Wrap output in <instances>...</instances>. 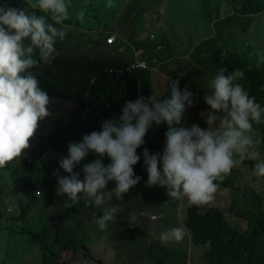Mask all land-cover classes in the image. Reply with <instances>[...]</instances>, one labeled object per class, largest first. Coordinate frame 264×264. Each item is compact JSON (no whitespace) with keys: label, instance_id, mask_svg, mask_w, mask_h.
I'll use <instances>...</instances> for the list:
<instances>
[{"label":"clouds","instance_id":"1","mask_svg":"<svg viewBox=\"0 0 264 264\" xmlns=\"http://www.w3.org/2000/svg\"><path fill=\"white\" fill-rule=\"evenodd\" d=\"M28 2L31 12L0 6V169L24 157L41 122L50 116L49 94L41 88L33 69L51 64L59 55L55 45L67 35L64 21L69 19L71 0ZM112 6L108 0L106 7ZM36 10L44 15H37ZM86 13L87 8L82 7L75 19L83 24ZM259 55L260 62H264V54ZM226 73V68H220L209 81L211 91L204 101L210 110L200 113L207 128L198 124L184 126L185 112L193 106L194 95L187 87L181 90L176 79L171 81L167 98L153 92L148 97L141 95L135 101H126L118 118L104 120L99 131L84 134L79 142H70L68 155L59 161V167L69 175L53 173L57 177V195L67 197L66 207L83 199L86 206L102 208L95 223L106 230L122 210L111 201L123 200L124 194L141 181L133 166L140 161L137 149L145 143L153 125H167L166 140L162 154L143 150L146 187L166 188L171 200L187 199L195 206L209 204L219 188L216 181L223 180L245 159L256 161L254 176L264 177V160L256 150L261 140L253 127V123L262 122L264 107L237 83L244 77L242 70ZM89 153L97 158L83 164L81 179L74 169ZM105 156L111 161L107 165L103 163ZM110 182L114 184L111 189ZM132 217L135 219L134 213ZM185 236L183 226H174L162 231L159 240L181 242Z\"/></svg>","mask_w":264,"mask_h":264},{"label":"crops","instance_id":"2","mask_svg":"<svg viewBox=\"0 0 264 264\" xmlns=\"http://www.w3.org/2000/svg\"><path fill=\"white\" fill-rule=\"evenodd\" d=\"M247 1L148 0L147 4L138 11L145 19L146 26L142 30L138 31L135 25L139 15L133 14L125 25L114 21L111 28L107 27L97 31V35L91 42L88 56L98 55L102 59L111 61V64L103 67L98 73L88 76L85 75L84 71L85 85L80 89L81 93L79 92L76 99L69 95L71 100H68L64 96L65 93L58 90L55 79L59 75L53 77L47 71L52 63L42 64L45 67V75L39 74L41 71H38L37 77L41 88L49 94V111L51 114L41 122L36 136L31 141V147L26 150L24 157L0 169V190H2V192L0 191V208L2 206L4 208L5 206L12 207L15 204L20 208V213L9 218L8 225H12L15 221L25 220L27 224L31 223L33 227L28 229L31 235H44L42 240L44 242L46 239L60 240L59 252H62L60 261H66L63 257L66 253H73L77 262L82 258L88 260L91 248L105 254L110 253V248L116 246L117 248L112 252L117 253V257L123 254L125 262V246L130 239L128 232L132 227L143 225L157 229L161 221L167 219L170 213H174L179 218L177 212L179 207L186 214L187 209L191 206L187 199L177 201L176 205L170 208L169 206L173 204L165 199L168 197L164 192L165 188L159 186L146 187L148 173L144 167L143 150L147 148L151 154L157 152L162 154L164 151L165 133L156 129L155 125L151 127L154 129L150 134L152 140L147 138L151 140L147 142V139L144 138L145 143L137 149V155L141 158L133 166V170L135 175L141 177V181L124 194L123 200L114 198L111 201L112 204H118L122 210L117 213L115 220L108 224L106 230H101L95 223L96 218L102 214V208L86 206L83 199L71 208L66 207L65 200L67 197L57 195V177L53 173L58 171L61 176L69 175L59 167V161L62 156L68 155L70 142H79L84 134L99 131L101 128L97 127V124H93L94 122L102 124L104 120L115 119L121 115L122 106L126 101H131L132 97L131 94H127L128 85L126 81L122 80V75L127 72L128 65L133 62L146 61L149 64L147 78L142 73L138 74L137 93H141L143 87H147L151 94L154 92L161 98H167L170 95L169 89L172 80L179 79L181 90L187 87L190 91L200 93L204 86L201 79L203 73L208 75L210 81L218 71L220 65L218 62L227 59L232 53L240 56L247 55L253 61L259 54H264V42L262 40L245 46L241 35L244 26L249 27L255 21L264 22V5L260 3V0H251L250 5L245 8ZM174 3L182 8L191 9L198 23L209 25L207 32L203 33L201 27L188 30L177 28L173 22L163 23L160 20V13L163 8L168 12L169 5ZM11 5L14 7V4ZM0 6H5V2L0 0ZM26 10L33 11L30 5ZM36 11L37 15H40L39 10ZM150 26L152 29L149 39L154 40L153 44L144 39L146 29ZM157 29L161 30L160 36L155 35ZM66 32L65 40L63 42L58 41L55 47L68 41V37L73 36V34L79 33V26L67 27ZM136 33L139 35L135 36ZM173 34L182 36V43L190 47L189 55L196 60L195 64L187 69V73L183 69L178 71V66L171 64L173 60H177L176 53L173 52L170 57H160L157 53L156 47L169 42V37ZM111 35L116 37V41L109 45L106 40ZM249 47L252 49H248ZM124 54L130 58H124ZM174 72L176 73L174 74ZM95 84L97 88L93 89ZM88 90H90L89 93ZM88 107L95 108L93 115L89 120L77 122ZM187 115L186 110L183 124L187 120ZM163 127L167 130L166 124H163ZM258 153L260 160H264V152ZM96 158L94 153H89L81 164L75 167L74 171L80 173L81 179L84 178L83 164ZM110 162L108 157L103 158L105 165ZM112 187H114L113 182H111ZM218 190H222V187H219ZM36 191L41 194L36 195ZM29 208H31L30 210L43 208L46 214H41L39 218L35 219L33 214L27 213ZM5 211L10 214L15 213L10 208ZM133 213L135 219L132 217ZM185 214L182 213L183 216ZM28 215L29 219H27ZM152 216H158V219L154 221L155 224L149 226ZM73 222L79 223V229L88 226L94 228L96 233L90 241L79 237L78 243L76 239L68 237L66 234L67 229H78L76 225L71 224ZM160 230L162 228L158 231ZM42 251L43 249L40 247V252L37 253L39 264L43 263L45 258L41 256ZM188 258L186 257L187 261ZM109 259L108 257L97 261L107 264ZM112 259L115 260V257Z\"/></svg>","mask_w":264,"mask_h":264},{"label":"rangeland","instance_id":"3","mask_svg":"<svg viewBox=\"0 0 264 264\" xmlns=\"http://www.w3.org/2000/svg\"><path fill=\"white\" fill-rule=\"evenodd\" d=\"M111 2L113 6L109 8L106 7L108 0H79L75 8L70 7L69 9V19H72L76 23L79 21L75 19V13L82 7H86L85 22L83 24L79 22V33L68 37V41L56 47L59 55L48 67L47 71L53 77L59 75L58 78L65 83H60L57 86L58 90L62 93L69 94L74 99L78 98L79 92L81 93L80 89L85 85L84 71L85 75L88 76L98 73L103 67L111 64V61L102 59L98 55L88 56L91 42L94 40L95 35H97V31L107 27L111 28L114 21L125 25L129 17L133 14L139 15L136 18L135 24L138 31L146 26L143 15L138 13V11L147 4L148 0H111ZM260 3L264 5V0H260ZM160 20L163 23L173 22L177 28L182 29L194 30L195 27H201L203 33H206L209 28L208 24L197 22L195 14L191 9L182 8L175 3L169 5L168 12L163 8L160 13ZM74 26L76 24L67 27L73 28ZM151 29L152 26L146 29L147 32L144 39L153 44L154 40L149 39ZM80 30L86 32L82 33ZM241 33L245 46L246 44H255L258 40L264 42V22H252L251 26H244ZM160 34L161 30L157 29L155 35L160 36ZM138 35V33L135 34V36ZM182 41L183 38L180 34H173L169 37V42L156 47V50L160 57H170L173 55V52L176 53L177 60H173L171 64L178 66V71L183 69L187 73V69H190L196 60L189 55L190 47L185 46ZM248 49L252 48L249 47ZM234 55L233 53L231 54L232 57ZM239 57L243 58L246 55ZM124 58L128 59L130 56L124 54ZM260 60L261 57L259 55L256 57V60L249 62L257 65L260 69H264V62H260ZM142 70L143 76L147 78L149 74L148 69ZM39 74L45 75V69L43 68ZM201 79L204 85L201 88L202 92L197 93L191 91L194 95V104L192 107L187 108L188 115L184 123L186 127H190L192 124H198L201 128H207L200 113L210 110L204 101V96L209 94L211 89L208 86V75L205 72ZM66 85H70L72 90L66 87ZM244 89L248 92L247 88L244 87ZM261 106L264 107V104ZM253 125L261 140L258 146L259 150H256L258 152H264V131L263 129H259V126L264 127V116H262V122L260 124L253 123ZM255 163L256 161L245 159L240 166L233 168L231 173L226 175L223 180L216 181L220 185L219 187H222V190H217L215 199L212 202L206 205H200L201 209L208 210L211 207L221 208L224 211L227 222L232 228L239 231L246 229L247 221L244 220V217L240 218L237 216L236 213L250 209L254 211L257 207L264 206V177L258 178L253 175ZM0 191L2 192V190ZM166 191L167 189L165 188V194ZM165 199L173 204L169 206L170 208H173L177 203L176 200H171L169 197ZM7 208L13 209L15 213H7L5 211ZM30 209L27 213L33 214L35 219L39 218L41 214H46L43 208ZM0 211V264H39L37 262V253L40 252V247L43 249L41 256L43 258L45 257L41 264H104L97 260L102 258L107 259L108 257L110 259L107 264H202L200 250L196 249L190 241L189 231L188 229L186 230L184 223L185 216L182 215L185 212L182 211L181 207L177 209L179 218L174 213H170L167 219L161 221L159 228H157L158 230L162 228L160 231L143 225L141 227H132L128 232L130 239L125 246V262L123 254L117 257V253L112 252V250L117 248L116 246L111 247V252L105 254L91 248L89 250L90 257L88 260L82 258L77 262L73 253H66L63 256L66 261H60V256L62 255V252H59L61 248L60 240L46 239L43 243L37 242V240L32 241V235L28 232V229L33 227L31 223L27 224L25 220L15 221L12 225H8L9 218L20 213V208L16 204L12 207L5 206L4 208L2 206ZM27 219H29V215ZM155 223L150 220L149 226ZM71 224L76 225L78 229H67L66 234L68 237L76 239L78 243L79 237L90 241L96 233L92 227L83 226L79 229V223L73 222ZM174 226H183L185 228V238L181 242L161 243L159 240L160 233ZM188 252L189 254L187 255ZM114 257L115 260L112 259ZM186 257H189L188 261ZM203 264L205 263L203 262Z\"/></svg>","mask_w":264,"mask_h":264},{"label":"trees","instance_id":"4","mask_svg":"<svg viewBox=\"0 0 264 264\" xmlns=\"http://www.w3.org/2000/svg\"><path fill=\"white\" fill-rule=\"evenodd\" d=\"M1 1L5 2V6H12L11 4H14L16 8L27 9L30 5L28 0ZM78 1L79 0H71V7L75 8ZM31 2L35 3L36 0H31ZM250 3L251 0H248L245 3V8H247ZM40 14L44 15V13L41 12ZM49 22L51 21L49 20ZM64 24L67 26L76 24L74 27L79 26V22L75 23L72 19L64 21ZM56 26L58 27L59 25ZM239 56L240 55H234L232 57L230 55L227 59L218 62V64H221L220 68H226L227 73L235 69L242 70L244 72V77L237 81V83L247 88L249 96L255 97L256 102L263 105L264 69H260L257 65L251 64L249 62L251 61L248 58L249 56L246 55V57L243 58ZM42 67L43 66L39 69H35L36 72L45 68ZM140 73H143L142 69H138L135 72H125V74L122 75V80L126 81L128 85L127 94L132 95L131 101H135L141 95L144 97L151 95L147 87H143L142 92L139 94L137 93L138 74ZM51 81L54 82V80ZM55 81L56 86L60 83H65L59 78H56ZM66 87L72 90L70 85H66ZM95 88H97L96 84L93 89ZM89 91L90 90H88V93ZM64 96L68 100H71L69 94L65 93ZM94 109L93 107L86 108L77 122L89 120L91 115H93ZM86 110H89V112H86ZM93 124H97L99 128H101L102 125L100 122H94ZM259 127V129H263L264 131V127ZM155 128L160 132L166 133L167 131L164 129L163 124L155 125ZM153 130L154 129L148 131L145 139L148 138L152 140L150 134ZM148 139L147 142L151 141ZM256 149L259 150V147L257 146ZM108 188L111 189V182ZM236 215L240 218L244 217V220L247 221L246 229H241V231H239L232 228L227 222L224 212L219 208L211 207L208 210H202L200 206H189L184 217V223L189 231L192 245L200 250L202 264L203 262L205 264H264V206L261 205L254 211L251 209L242 210L237 212ZM43 238L44 235H32V241L37 240V242L43 243Z\"/></svg>","mask_w":264,"mask_h":264},{"label":"built area","instance_id":"5","mask_svg":"<svg viewBox=\"0 0 264 264\" xmlns=\"http://www.w3.org/2000/svg\"><path fill=\"white\" fill-rule=\"evenodd\" d=\"M116 41V37L114 35H111L107 38L106 40V43L111 45V44H114ZM149 69V65L146 61H135L134 63L128 65L127 67V72H135L136 70L138 69ZM86 112H89V110H86ZM41 193L39 192V195ZM36 195H37V192H36ZM153 217H155V219H153ZM158 219V216H152L151 217V221H155Z\"/></svg>","mask_w":264,"mask_h":264}]
</instances>
